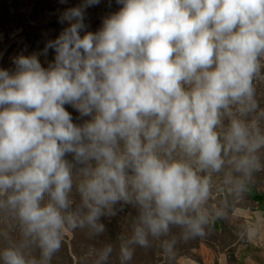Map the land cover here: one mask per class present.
Wrapping results in <instances>:
<instances>
[{"label": "clouds", "instance_id": "clouds-1", "mask_svg": "<svg viewBox=\"0 0 264 264\" xmlns=\"http://www.w3.org/2000/svg\"><path fill=\"white\" fill-rule=\"evenodd\" d=\"M100 3L66 8L67 26L42 53L0 68V209L45 261L66 225L102 231L118 204L138 210L131 243L171 225L202 235L213 174L260 167L264 133L246 117L264 78V0H115L86 30V10ZM231 171L226 182L241 185ZM0 259L37 264L17 247Z\"/></svg>", "mask_w": 264, "mask_h": 264}, {"label": "rangeland", "instance_id": "rangeland-1", "mask_svg": "<svg viewBox=\"0 0 264 264\" xmlns=\"http://www.w3.org/2000/svg\"><path fill=\"white\" fill-rule=\"evenodd\" d=\"M81 0H68L61 3L60 0H0V68L12 69L14 67L12 59L18 55H29L26 53V45L31 44L35 26H42L44 32H49L51 23L59 21L60 14L68 7L79 5ZM108 6V14L118 10L115 0H101L97 6L88 8L86 14V30L95 31L101 27L105 16L103 11ZM60 23V22H59ZM61 24V23H60ZM93 27L95 29H93ZM24 48V49H23ZM54 57V56H53ZM41 63L47 66L46 62L53 58L44 56L40 58ZM264 77V68L261 70ZM256 88L255 100L257 109L247 115L249 122L256 121L260 131L264 133V78H257L254 81ZM74 118L78 113L71 108ZM77 122H79L77 120ZM228 119L225 118L224 124L227 126ZM259 156L260 167L254 170L250 176H243L239 172L231 171L226 168L225 172L213 174L212 196L205 206L209 222L213 228L207 232V238L199 240L197 246L192 247V242L182 249L173 250L170 255L160 246L155 248H144L141 255H144L139 264H179L182 258H198L201 264H205L199 255V247L206 244L216 255L213 264H254L263 260L264 255V148L257 153ZM231 171L234 179H239L241 185L237 186L234 182H226V172ZM251 184V185H249ZM74 192V190H73ZM74 200L73 208L79 206L80 198ZM11 220L10 227L14 226L19 238L24 239V245L37 247L38 242L31 237H25L22 225L10 209H0V224L4 231L3 222ZM17 222V223H15ZM255 229V235L250 236V230ZM83 227L72 228L66 225L62 237L68 243V249L73 258L74 264H127L125 257L120 255L113 256H93L86 251L82 239ZM23 253H27L28 260H36L37 264H46L44 258L40 256L32 247L24 246ZM191 244V245H190ZM31 251H29V250ZM180 250V251H179ZM34 251V253H33ZM1 260V259H0ZM131 264V263H129Z\"/></svg>", "mask_w": 264, "mask_h": 264}, {"label": "trees", "instance_id": "trees-1", "mask_svg": "<svg viewBox=\"0 0 264 264\" xmlns=\"http://www.w3.org/2000/svg\"><path fill=\"white\" fill-rule=\"evenodd\" d=\"M108 6L109 4H107V7L103 11L104 15L108 14ZM87 11L88 10H86L85 13V24L87 23ZM66 26V24H60L59 21H55L51 23L50 29L48 30L49 32H44L42 26L36 25L31 44L25 46V48L27 49L26 53L29 55L33 53H42L47 41L55 39ZM93 29L95 28L93 27ZM47 56L49 59L53 58L54 52L52 50H49ZM39 57L43 58L44 55H40ZM73 193L75 199L78 200L79 195L75 192V189ZM113 211L114 214H106L102 216L98 221L99 224L103 225L102 231H97L95 228L88 224H85L83 226V246L84 248H86V251L89 252V254L93 256L103 257L113 255H120L125 257L124 251L128 250L131 252V257L129 259L125 258V261L128 262L127 264L141 263L144 257V255H141V252L144 250V248L153 249L157 245L165 249V251H168L167 254L170 255L173 250L182 249L183 247L188 245L189 241H193L199 236H201L202 239H206L208 237L207 232L213 228V225L208 222L204 226L202 235H193L187 232L186 229L182 226L171 225L167 233L161 234L159 236H152L149 234L147 237V244L141 246L139 244L130 242L133 235V229L138 217L137 208L133 205L118 204L115 206ZM11 222V220H8L7 222L2 223V226L7 223V225L4 226V231L2 230L0 224V252H2L5 248L17 247V244L18 247H21V249H23L22 242L24 241V239L19 238L17 234L14 233V226L12 228L10 227ZM192 243V247H196L199 243V240H196V242L193 241ZM24 246H27V248L32 247L29 244H26ZM32 249L40 255L38 256L39 260L43 258L42 250L39 246H34L32 247ZM21 251L23 253V250ZM23 254L25 255L26 259H28L27 253L25 252ZM45 262L46 264H74L73 258L68 249V243L66 239L62 237L59 250L56 251ZM0 264H3L2 259L0 260Z\"/></svg>", "mask_w": 264, "mask_h": 264}, {"label": "crops", "instance_id": "crops-1", "mask_svg": "<svg viewBox=\"0 0 264 264\" xmlns=\"http://www.w3.org/2000/svg\"><path fill=\"white\" fill-rule=\"evenodd\" d=\"M199 255L201 256V260L204 261L205 264H213L216 261L215 253H213V251L204 243L199 247ZM262 257L263 260L258 261L254 264H264V255ZM179 264H201V261L197 258L181 257L179 259Z\"/></svg>", "mask_w": 264, "mask_h": 264}]
</instances>
